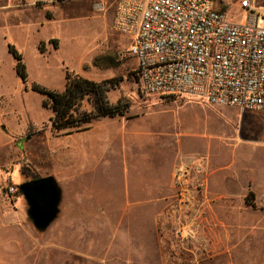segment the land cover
Masks as SVG:
<instances>
[{"label":"rangeland","instance_id":"1","mask_svg":"<svg viewBox=\"0 0 264 264\" xmlns=\"http://www.w3.org/2000/svg\"><path fill=\"white\" fill-rule=\"evenodd\" d=\"M117 3L0 0V264H167L183 247L200 264H264V112L143 93L128 76L137 67L130 41L113 30ZM233 6L219 8L239 22L244 15ZM8 43L24 56L29 87L63 89L67 67L96 81L123 77L110 97L135 105L124 117L57 134L41 95L18 78ZM172 144L184 157L174 176L178 199L151 205L148 220L145 205L124 195L154 194L173 166L162 156ZM50 175L66 205L38 233L18 187ZM250 190L255 206L246 204ZM87 239L99 240L97 248Z\"/></svg>","mask_w":264,"mask_h":264},{"label":"built area","instance_id":"2","mask_svg":"<svg viewBox=\"0 0 264 264\" xmlns=\"http://www.w3.org/2000/svg\"><path fill=\"white\" fill-rule=\"evenodd\" d=\"M117 1L113 30L130 41L143 93L264 112V0Z\"/></svg>","mask_w":264,"mask_h":264},{"label":"trees","instance_id":"3","mask_svg":"<svg viewBox=\"0 0 264 264\" xmlns=\"http://www.w3.org/2000/svg\"><path fill=\"white\" fill-rule=\"evenodd\" d=\"M51 42L57 46V40ZM7 48L15 60L14 69L25 90L30 88L41 95L42 107L51 113V130L57 134L71 135L88 130L95 121L124 117L135 105L134 101L126 96L119 97L116 101H112L110 97L111 92L124 80L123 77L96 81L67 67L64 70L63 89H50L38 82H33L29 87V72L23 54L12 43H8ZM128 76L138 81L135 71L129 72ZM165 98L169 101L178 99L177 97ZM36 178L40 176L33 179ZM18 193L21 194L20 189ZM255 200V194L250 190L246 196V204L255 206Z\"/></svg>","mask_w":264,"mask_h":264},{"label":"water","instance_id":"4","mask_svg":"<svg viewBox=\"0 0 264 264\" xmlns=\"http://www.w3.org/2000/svg\"><path fill=\"white\" fill-rule=\"evenodd\" d=\"M28 219L38 233H45L59 218L64 192L53 175L32 179L19 186Z\"/></svg>","mask_w":264,"mask_h":264},{"label":"crops","instance_id":"5","mask_svg":"<svg viewBox=\"0 0 264 264\" xmlns=\"http://www.w3.org/2000/svg\"><path fill=\"white\" fill-rule=\"evenodd\" d=\"M143 147L137 149L136 151L139 152L142 150ZM167 148L166 150L164 148H161V149H164V153L162 154V156L165 158V160L167 161V159L169 157L172 158V161H173V166L172 168H170V173L168 175L167 178L159 181L158 183L154 184L156 187H158L156 189V187L154 188L155 191H154V194H150L149 196L145 197V198H140V197H136L134 198L133 197V192L130 191V190H127L125 192V197H126V200L128 201L129 204H138L140 206L142 205H145L144 208L148 211H145V215L147 216V219H151V218H154L153 216V213L151 211V205H166V204H170V203H173V202H176L177 201V197L174 195V192H175V184H174V176H175V171L181 166V164L183 163V155H182V150H181V147L178 148V150L175 148V145L172 144L170 145V147H166ZM174 157V158H173ZM186 162V161H185ZM187 162H188V159H187ZM129 185V184H127ZM126 185V186H127ZM128 187V186H127ZM63 192H64V203H63V209H65V205H66V192L65 190L63 189ZM78 207H79V211H82L80 210L81 209V205H79L78 203ZM94 230H98V229H94ZM74 232V231H73ZM85 231H77V236L81 237L82 234L84 236H91V234H85L84 233ZM88 233H90V231H86ZM145 232H147L149 234L150 230L149 228H146L145 229ZM76 234V233H75ZM113 236V238L115 237V240H116V236H115V233L114 235L111 234ZM86 242H89V245L91 247H93L94 249L97 248L94 247L93 243L96 244L97 242L99 243V240L98 241H91V239H87ZM99 245V244H98ZM100 258H102L101 256L100 257H97L94 255V259L91 260V261H97L99 260Z\"/></svg>","mask_w":264,"mask_h":264},{"label":"flooded vegetation","instance_id":"6","mask_svg":"<svg viewBox=\"0 0 264 264\" xmlns=\"http://www.w3.org/2000/svg\"><path fill=\"white\" fill-rule=\"evenodd\" d=\"M178 258L174 260L173 262H167V264H200L201 261L197 262L192 259V257L195 255L194 251L191 248H182L179 250V253L177 254Z\"/></svg>","mask_w":264,"mask_h":264}]
</instances>
